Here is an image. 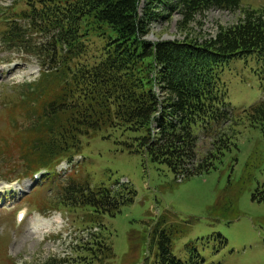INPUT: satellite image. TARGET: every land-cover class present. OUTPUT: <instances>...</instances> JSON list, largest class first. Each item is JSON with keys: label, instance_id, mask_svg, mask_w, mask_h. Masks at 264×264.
Masks as SVG:
<instances>
[{"label": "trees", "instance_id": "1", "mask_svg": "<svg viewBox=\"0 0 264 264\" xmlns=\"http://www.w3.org/2000/svg\"><path fill=\"white\" fill-rule=\"evenodd\" d=\"M241 2L146 0L141 15L139 0H14L12 16H7L9 9L0 8L7 21L0 22L4 43H24L42 62L34 90L25 89L16 102H8L5 110L17 107L25 124L9 127L13 134L3 139V150L12 136L22 149L21 170L27 176L78 154L82 140L88 142L102 131H120L129 135L119 142L129 154L166 166L175 181L215 171L225 153L238 151L240 126L264 135V102L234 114L218 77L223 64L246 57L254 56L264 66V9L246 10L236 24L219 27L214 37L202 42L190 35L183 41L156 43L144 38L151 22L163 15L154 12L159 5L168 11L166 18L181 17L178 29L186 33L196 17L211 9L233 11ZM200 130L209 140L201 158L196 152ZM68 180L56 187L62 204L84 213L79 225L87 238L77 240L73 258H53L45 264H111L115 255L102 219L132 204L134 191L91 188L81 173ZM250 184L246 177L236 189L229 178L211 215L223 218L221 210L237 214L238 198ZM251 201L264 204V186H256ZM166 219H158L150 231L156 236L151 241L155 263L202 264L191 253L186 262L173 255L174 232ZM216 238L221 246L226 244L221 235Z\"/></svg>", "mask_w": 264, "mask_h": 264}, {"label": "rangeland", "instance_id": "2", "mask_svg": "<svg viewBox=\"0 0 264 264\" xmlns=\"http://www.w3.org/2000/svg\"><path fill=\"white\" fill-rule=\"evenodd\" d=\"M13 1L0 0V6H11ZM145 1L139 0V15L142 14ZM11 8L7 16L13 15ZM263 9L264 0H242L240 7L233 11L211 9L196 17L185 33L178 29L181 17L173 14L166 18L168 11H162L159 5L154 12L163 15L151 22L144 39L150 43L183 41L186 35H190L194 40L202 42L214 37L219 27L228 28L236 24L246 10ZM29 51L9 50L8 45L2 44L0 33V181L14 180L12 183L5 182L11 186H17L18 183L23 192L27 191L20 198L22 203L18 207L27 204L25 199L33 206H26L29 208L28 217L16 230L13 229L17 225L15 210L7 213L4 208H0V264H7L8 259L19 264H45L53 258L66 261L74 257L71 250L77 240L87 238V232H83L79 225L83 222V212L65 208V205L50 212L46 209L41 213L38 211L41 215L34 211L35 207L41 209L42 205L48 203L49 198L61 201L62 193H59L56 183L60 181L63 184L69 177L66 175L59 180L57 177L47 179L43 188L29 190V179L15 177L22 174L19 171L22 167V149L19 144L11 136L9 148L6 152L3 150V139L13 134L8 119L15 118L9 121L13 129L25 124L23 119H19L17 107L3 110L9 107L4 108V104L16 102L20 86L39 77L36 71L41 61L27 54ZM7 62L16 64L9 69ZM218 70L221 86L225 88L226 101L234 114L264 100L261 89L264 66L254 56L223 64ZM29 73L34 75L24 80L23 76ZM158 90H155L157 94ZM9 111L14 112L13 115ZM198 136L196 152L201 158L208 152L209 140L203 138L201 133ZM128 137L120 131H102L88 142L82 140L79 153L82 159L79 164L81 177H88L91 188L103 186L112 190L116 183L126 180V186L135 193L132 204L122 207L115 217L105 216L102 219L115 255L111 264H156V246L150 245L156 236H151L150 231L158 219L165 217L167 225L174 232L171 234L172 253L183 262L189 260L191 253L197 255L203 261L202 264H264V204L251 201L256 186H264V135L260 130L240 126L236 138L238 151L225 153L215 171L180 182L175 181L166 166L152 163L140 154H129L119 144ZM12 170L17 173L12 174ZM50 173L52 176L55 174L53 170ZM246 177L251 178V184L245 187L238 198L237 214H223L221 210L223 218L214 219L211 215L212 207L228 179L238 189ZM49 180L52 182L49 183ZM49 185L52 187L48 191ZM6 190L2 188L0 195L5 194ZM11 198L14 199V196ZM93 232H97V229ZM216 235L225 239L224 246L220 245Z\"/></svg>", "mask_w": 264, "mask_h": 264}]
</instances>
